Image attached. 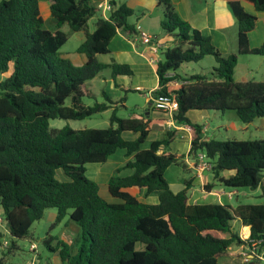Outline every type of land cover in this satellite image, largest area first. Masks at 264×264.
Returning a JSON list of instances; mask_svg holds the SVG:
<instances>
[{
	"label": "trees",
	"instance_id": "trees-1",
	"mask_svg": "<svg viewBox=\"0 0 264 264\" xmlns=\"http://www.w3.org/2000/svg\"><path fill=\"white\" fill-rule=\"evenodd\" d=\"M47 1L51 30L44 28L39 0H0V207L9 228L7 236L0 230V264L18 250L16 240L30 237L32 224L49 209L56 217L41 244L50 253L58 250L62 264H218L245 244L232 230L234 221L249 228L248 239L261 240V249L264 202L234 207L189 204L190 180L174 193L164 179L170 165L185 168L183 156L167 151L175 130L142 148L151 130L149 121L117 117V106L104 91L103 102L97 101L90 81L101 71L109 67L112 79L133 75L126 64L98 61L109 53L108 44L117 33L128 40L138 35L128 23L132 10L125 0H110L108 18L97 17L92 32L87 22L97 14L100 0ZM155 1L163 14L160 30L174 45L155 64L157 88L152 97H174V123L191 128L188 157L203 152L212 164L213 180L228 189L264 186V139L203 140V126L186 116L189 111H232L244 124L264 118V81L233 80L237 55L264 57V41L249 47L256 17L242 7V2L252 5L263 14L264 24V0H224L237 24V52L227 56L180 19L171 0ZM76 32L84 35L76 50L85 58L79 66L58 52ZM205 56L215 62L209 75L177 74L182 64ZM171 82L178 86L171 87ZM84 99L94 102L86 105ZM108 109L109 125L103 129L49 128L50 120L80 121ZM123 133L135 138L124 139ZM116 150L131 159L108 179L107 192L114 202H107L97 183L86 177L85 167L105 163ZM124 169L132 174L119 176ZM141 190L146 196L156 194L157 203L138 201L134 194ZM65 217L79 228L72 246L49 234ZM3 239L8 242L5 248Z\"/></svg>",
	"mask_w": 264,
	"mask_h": 264
},
{
	"label": "crops",
	"instance_id": "crops-1",
	"mask_svg": "<svg viewBox=\"0 0 264 264\" xmlns=\"http://www.w3.org/2000/svg\"><path fill=\"white\" fill-rule=\"evenodd\" d=\"M122 1L124 0H118V3H121ZM42 2H44V4ZM125 2L126 6L132 10V13L135 11L140 16L137 18L134 24L129 23V21L128 23L134 26L138 34L143 33L149 36L150 42L143 44L138 39L139 35H137L133 40H128L121 33H117L108 44L109 53L107 55L109 58L103 62L100 60V57L102 56L100 55L98 56V61L104 65H109L112 61L117 64H126L131 68L133 75L131 77L116 76L115 79H112L110 73L109 79L104 80L105 85H107L108 88L112 90L113 94H118L122 89L135 90L144 93V100L147 104V106L143 109L145 113L142 115H131L128 117H142L148 120L150 123L151 130L147 136L146 142H144L142 145V148H147L152 141L159 140L163 134L169 130H175V137L173 141L177 140L186 142L187 147L184 153L186 157L183 159L185 166L184 170L195 174V178L189 179L191 182L188 198L189 204L217 203L220 205L234 207L236 204H233L231 201L234 197L236 201L237 197L233 190H225L223 187L215 185L213 182H211L209 176L210 172L202 171L199 173L193 168L194 163L191 162L190 158L188 157L190 143L189 132L186 130V127L189 126L185 124L178 125L176 123L170 124L167 120V115L162 111V107L153 101L152 93L157 88V77L155 73V65L150 61L155 57L159 59L161 53L165 49L169 48L166 45L157 43L156 41V38L160 32V21L162 20L159 13L157 19L158 21H156L158 25L151 23V16L155 11L161 10L160 12L162 13L161 7L158 6L155 0H125ZM171 2L178 17L187 22L192 28L199 30L203 35L208 36L212 44L220 51V53H222L224 56L236 54L237 24L232 12L224 0H171ZM242 7L246 12L256 17L255 27L248 34V44L250 48H257L264 41L263 14L256 12L252 5L245 2H242ZM42 8L44 15H42ZM39 9L43 20L44 17H50L49 4L47 0H39ZM82 57V62L79 63L78 66L85 62L83 55ZM259 57L261 60L264 59V57ZM106 69L111 71L109 67ZM254 72L257 74V69H255ZM196 75H203V73L200 72ZM251 75L252 70H246L244 74H235V68L233 70V80L235 82L253 81ZM129 78L131 79L129 86L124 87L123 83H126ZM260 81H264V79ZM170 86L175 88L178 86V82H171ZM122 107H125V105L122 104ZM190 112L191 111L186 114L189 120H191L189 118ZM197 112L200 113L201 111ZM205 131L206 129L203 126V140H206L204 137ZM122 136L127 140H132L135 138L134 135H130L129 133H123ZM130 159L131 156H125L124 150H116V152L112 154L105 163L95 164L97 166H93L91 168L90 174L92 178L101 179L105 184H107L108 179L114 174L115 170L123 167L124 164ZM130 174H132L131 169H124L119 172V176H128ZM222 175H224V177L227 176L226 173H223ZM185 181L186 180L182 179L167 183L170 189L171 186L177 188V191L175 192L171 189L172 192L176 193L183 188ZM204 185H211V189L208 191L205 190ZM228 193H233L231 198L228 197ZM134 196L138 201L146 204H155L158 200L156 194L146 196L144 190H141L138 194H134ZM102 198L107 202H114L110 196ZM55 217L56 213L53 211L46 210L44 212L42 217L45 219L43 230H46V232L44 236H46V233L48 232L47 230L54 222ZM233 223H237L236 225H238L236 227L232 225V230L234 232H237L244 237L249 236L248 227L241 226L238 221H234ZM244 228H247V232L244 231ZM0 230L4 236L9 234L8 225L3 221L2 218L1 207ZM53 231L55 234H52ZM52 232H49V234L57 238V240L72 246L79 235V228L74 223L70 222L68 217H65L53 228ZM44 236L42 238H44ZM242 247L243 246L232 249V255L220 260L218 264H259L254 260H250L248 263H243L238 256L242 250H245V248ZM75 251V248H73L72 254H74ZM47 253L48 254L45 256L37 254L36 257L38 260H36L37 262H35V264H62L58 250L53 253L47 251ZM3 259L6 263V258L3 257Z\"/></svg>",
	"mask_w": 264,
	"mask_h": 264
},
{
	"label": "rangeland",
	"instance_id": "rangeland-1",
	"mask_svg": "<svg viewBox=\"0 0 264 264\" xmlns=\"http://www.w3.org/2000/svg\"><path fill=\"white\" fill-rule=\"evenodd\" d=\"M44 1V0H41ZM118 3V0H115ZM44 4V2H42ZM159 11H155L151 16V23L158 25L156 21H158V13L160 14L161 19H163V14ZM42 15H44L42 8ZM44 17V16H43ZM99 17V13H97L94 17H92L87 22V28L89 32L94 30V22L95 19ZM140 17L137 12L133 11L132 15L128 18L129 23L134 24L137 18ZM44 28L51 30L52 22L50 17H44ZM67 30V29H65ZM84 35L82 32L71 33L70 37L66 41L64 45L59 49V54L68 58L75 65H78L82 62V55L76 52L78 46L83 42ZM173 38L164 37L161 30L159 35L156 38L157 43L166 45L167 47H172L174 42ZM108 55H102L100 57L101 61H105L108 59ZM215 65V62L211 56H205L199 62H190L184 63L177 70V74L179 76L185 77L190 75H196L202 72L205 75H209L212 67ZM257 69L258 73L256 74L254 70ZM247 71L252 70V79L253 81H260L264 79V59L261 60L259 56L256 55H237V62L235 66V74H244ZM111 71L109 69H104L100 72L98 76L90 81L93 91L97 96L98 102H103V98L100 96L101 90L106 92L107 95L111 96L113 102L117 106L115 111L116 116L120 118H128L131 115H142L144 114V108L147 106L145 103V97L143 92H138L135 90H124L122 89L118 94H113L112 90L105 85L104 80L109 79ZM0 79L2 77L0 76ZM130 78L126 83H123L124 87L129 86ZM122 98L124 99L121 102ZM83 102L86 105H92L94 100L84 99ZM122 104L125 107H122ZM111 114V109H108L99 114L90 116L80 121L73 120H63V119H54L49 121L50 129H61L63 127H69L74 130L80 129H103L108 127L109 122L108 119ZM199 114V116H198ZM198 117V118H197ZM189 118L193 123H197L205 127L206 131L204 137L206 140L213 139L217 141H226V140H259L264 139V118L255 119L252 123L244 124L238 121L236 116L232 111H224L223 113L218 111H201L200 113L197 111H191ZM186 142L184 141H173L167 151L183 156L186 151ZM93 166H97L95 164H87L86 165V177L95 181L99 187V194L101 197H108L106 184L101 179H94L91 176V168ZM101 166V165H99ZM130 171V170H128ZM61 173L57 174V178H61ZM210 181L215 185L221 186L217 181L213 180L212 174L210 172ZM191 178H195V174L190 171H185L183 167L177 163L170 165L164 172V179L166 182L178 181V180H189ZM223 187V186H221ZM224 188V187H223ZM171 189L175 192L177 191L174 186H171ZM225 190H233L236 194L237 200L235 201V197L231 201L233 204H261L264 202V186L257 187L254 190L249 188H238V189H228ZM111 200V199H110ZM49 211H53L56 213L54 209H49ZM45 218V217H44ZM42 218L39 221H36L32 224L29 233L30 237L26 239L16 240V245L18 250L15 251V255H5L6 263L5 264H26L30 262H37V254L41 256L47 255V251L41 244L42 237L45 235L46 230L44 231L45 219ZM235 227L238 226L235 223H231ZM46 229V228H45ZM53 230V229H52ZM52 230L50 232H52ZM48 231V230H47ZM52 234H55L53 231ZM45 237V236H44ZM35 245V252H32L29 249L30 244ZM264 258V254H263ZM259 264H264L260 262Z\"/></svg>",
	"mask_w": 264,
	"mask_h": 264
},
{
	"label": "built area",
	"instance_id": "built-area-1",
	"mask_svg": "<svg viewBox=\"0 0 264 264\" xmlns=\"http://www.w3.org/2000/svg\"><path fill=\"white\" fill-rule=\"evenodd\" d=\"M96 8H97V13H99V17L103 18V19H107L108 14L112 10L110 0H100L97 3ZM138 35H139L138 39L143 44H147L148 42H150V37L147 36L146 34L142 33V34H138ZM158 60L159 59L155 57L150 62L155 65ZM153 101L162 107V111L167 115V120L169 121V123L174 124L173 115L177 111V108H178L177 102L174 99V97L171 99L153 98ZM186 130L188 132H190L191 128L186 127ZM190 160H191V162L194 163L193 168L196 171H198L199 173L202 171L203 172H210L211 171L212 164L206 158V156L203 152H199L193 159H190ZM232 195H233V193H228L229 198H231ZM238 237L241 241H243L245 243L243 246L245 248V250H242V252H240L238 254L241 261L243 263H248L250 260H254L258 263H260V262L264 263V258H263L264 246L260 249L261 240H251V239H248L247 237L242 236L241 234H238ZM7 245H8V242L6 239H4L2 241V248H5ZM29 249L32 252H35V250H36L35 245L31 243L29 245ZM30 264H35V263L30 262Z\"/></svg>",
	"mask_w": 264,
	"mask_h": 264
}]
</instances>
